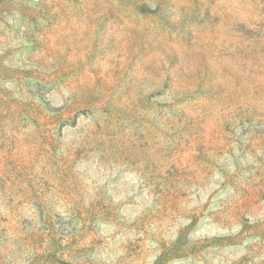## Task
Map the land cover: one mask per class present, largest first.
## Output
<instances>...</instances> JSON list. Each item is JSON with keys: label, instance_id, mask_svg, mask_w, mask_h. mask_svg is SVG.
Listing matches in <instances>:
<instances>
[{"label": "rangeland", "instance_id": "rangeland-1", "mask_svg": "<svg viewBox=\"0 0 264 264\" xmlns=\"http://www.w3.org/2000/svg\"><path fill=\"white\" fill-rule=\"evenodd\" d=\"M0 264H264V0H0Z\"/></svg>", "mask_w": 264, "mask_h": 264}]
</instances>
